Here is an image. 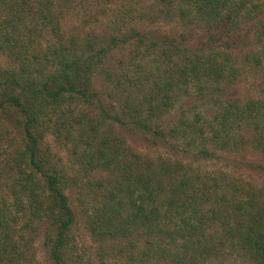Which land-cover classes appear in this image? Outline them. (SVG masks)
I'll return each instance as SVG.
<instances>
[{"label":"trees","instance_id":"obj_1","mask_svg":"<svg viewBox=\"0 0 264 264\" xmlns=\"http://www.w3.org/2000/svg\"><path fill=\"white\" fill-rule=\"evenodd\" d=\"M142 1L0 0V54L14 64L0 66V264H38L39 238L48 264H68L76 216L65 190L78 183L79 173L103 175L97 185H108L90 207L93 232L132 246L143 241L140 262L203 264L225 254L264 264V186L223 169L143 156L114 131L130 118L142 132L164 139L165 129L153 119L193 89L201 106L219 108L213 121H182V129L201 140L199 159L220 160L218 151L241 148L264 155V99L241 100L222 88L248 64L264 65V0H148L140 7ZM82 6L107 19L103 31H64L62 20ZM159 24L192 30H146ZM127 47L136 55L118 61V68L125 67L130 87L142 90L150 81L145 92L138 90L148 107L129 104L118 112L94 81L109 54ZM139 56L150 59L146 74ZM47 136L68 148L73 174L44 146ZM257 169L264 175V167ZM135 235L139 240L131 239Z\"/></svg>","mask_w":264,"mask_h":264},{"label":"rangeland","instance_id":"obj_2","mask_svg":"<svg viewBox=\"0 0 264 264\" xmlns=\"http://www.w3.org/2000/svg\"><path fill=\"white\" fill-rule=\"evenodd\" d=\"M147 1L148 0L142 1L139 6L146 5L148 3ZM117 2V5H120L121 2L126 4L125 0H117ZM92 13L93 10L90 6H82L76 12H71L69 16L66 15L62 20L64 31L71 35L79 34L83 29L90 31V28H94L98 30V32L103 31L104 25L108 24L107 19L102 20L101 16H97V14L94 16ZM186 28L174 24H159L158 26L148 27L146 30L156 31L158 35L172 34L174 32L181 34L192 30V28ZM195 29L199 34H203L202 28L197 27ZM144 52L145 51H142V53ZM135 55L136 52H134V49H129V47L116 49L106 58L102 67L103 73L98 75L94 81V87L100 92V97L106 102V105H108L109 108L112 106L118 112L127 109L129 104L132 106L135 104L137 107L143 103V106H145L144 108L148 107V103H146L143 98L144 93L139 92L138 90L140 89L133 88L132 86L130 87L131 83L128 82V78L125 76L127 73L124 72L125 67L123 69L118 68V61L126 63ZM243 56L244 54L242 53L239 56V60L242 59ZM136 60L142 62L144 72L142 74H146L150 66V59L146 58L141 60V56H139L136 57ZM0 66L12 67L14 64L9 58L7 59L0 54ZM113 70H115V75H111ZM107 71L111 76H108ZM147 82L140 91L145 92V89L149 88L150 81ZM222 88L223 92L229 94L228 96L237 97L241 100H247L249 98L264 99V65L256 68L255 64H248L245 70L238 75L237 79L232 84ZM199 103L200 102L196 100V92L192 89L189 97H183V95L178 97V101L175 103L174 107L168 110L169 113H167V115L162 116V118L153 119L152 123L154 125L161 126L165 129L166 136L164 139L155 140L151 134L142 132L140 129L134 127L135 125L130 118H123L126 124L114 128L115 134L118 135V138L123 140L125 146L143 156L152 158L158 155L168 156L171 159H177L183 163L193 165L195 169L201 170L209 169L213 171V169H223L234 176H241L255 184L264 186V175L257 169L258 166L264 167L263 154L250 152L248 148L243 151L244 148H241L238 152H229V150H227V152L218 151L220 153L219 155H221L220 160L198 158L197 148L201 147V140L196 138L197 135L190 132L191 129L184 131L182 128H184L185 125L182 121H185L187 125H201L204 122L213 121L214 116L219 111L217 105H214L212 102H207L204 106H201ZM169 128H175L179 132L171 136L168 133ZM237 134L246 140V133L237 130ZM189 142L192 143L190 146H188ZM208 145L209 144H207V146ZM44 146L49 149L54 160L67 169L70 174L76 171L77 166L71 162L70 153L66 146L62 145L52 136L46 137ZM208 147L212 149V146ZM223 157L227 159L228 162L223 161ZM78 176V183L71 184V187L65 190L69 204L76 216V221L71 231L72 240L68 249V264H99L101 262L116 264H149L140 262L137 258L139 254L136 251L139 250L138 248L142 246L143 242H140L141 240H139L137 235L133 236L131 239L139 241H136L132 246L129 243L130 241H111L108 237L102 238L98 236L97 233L95 234V232H93L92 229H94V227L89 218L90 207L100 203L101 197L105 193V188L108 187V185H105V187H99L97 185L99 181L105 180V176L103 175L93 174L91 176H86V178H80L79 173ZM87 209L89 212L86 211ZM34 246L36 249V262L38 264H48L40 238L35 241ZM130 256H133L134 260L131 261L129 258ZM203 264L249 263L240 259L238 260L234 256L224 254L218 260L205 262Z\"/></svg>","mask_w":264,"mask_h":264}]
</instances>
